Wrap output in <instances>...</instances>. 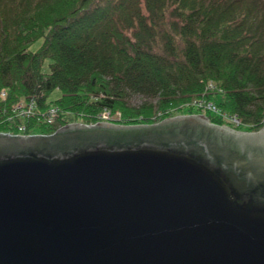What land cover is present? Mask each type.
Segmentation results:
<instances>
[{"label":"water","instance_id":"obj_1","mask_svg":"<svg viewBox=\"0 0 264 264\" xmlns=\"http://www.w3.org/2000/svg\"><path fill=\"white\" fill-rule=\"evenodd\" d=\"M0 264H264V128L0 134Z\"/></svg>","mask_w":264,"mask_h":264},{"label":"trees","instance_id":"obj_2","mask_svg":"<svg viewBox=\"0 0 264 264\" xmlns=\"http://www.w3.org/2000/svg\"><path fill=\"white\" fill-rule=\"evenodd\" d=\"M190 115L264 128V0H0V134Z\"/></svg>","mask_w":264,"mask_h":264},{"label":"rangeland","instance_id":"obj_3","mask_svg":"<svg viewBox=\"0 0 264 264\" xmlns=\"http://www.w3.org/2000/svg\"><path fill=\"white\" fill-rule=\"evenodd\" d=\"M42 45H43V40L37 41L36 43L33 44V46H32V50H33L34 52H37V51H39V49L42 47ZM146 101H148V99H145V98H143V97H141V96H136V97L134 98V100H133L132 103H133L134 105H136V106H139V105L143 104V103L146 102ZM177 117H179V116H177ZM118 118H119V117H118ZM118 118H117V117H114L113 120H117ZM110 122H111V121H110ZM111 123H115V122H111Z\"/></svg>","mask_w":264,"mask_h":264},{"label":"built area","instance_id":"obj_4","mask_svg":"<svg viewBox=\"0 0 264 264\" xmlns=\"http://www.w3.org/2000/svg\"><path fill=\"white\" fill-rule=\"evenodd\" d=\"M207 109L213 113H219V109L214 104L207 105ZM238 122V121H237ZM240 124V122H238ZM23 130V129H22Z\"/></svg>","mask_w":264,"mask_h":264},{"label":"bare ground","instance_id":"obj_5","mask_svg":"<svg viewBox=\"0 0 264 264\" xmlns=\"http://www.w3.org/2000/svg\"><path fill=\"white\" fill-rule=\"evenodd\" d=\"M199 101V100H198ZM71 124V123H70ZM73 124V123H72ZM231 128V127H230ZM235 129V128H234Z\"/></svg>","mask_w":264,"mask_h":264}]
</instances>
